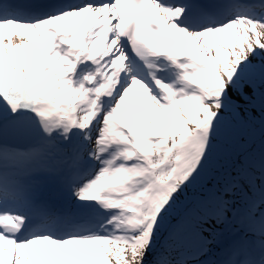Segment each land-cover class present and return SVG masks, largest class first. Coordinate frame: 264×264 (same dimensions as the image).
<instances>
[{
  "label": "snow or ice",
  "instance_id": "obj_1",
  "mask_svg": "<svg viewBox=\"0 0 264 264\" xmlns=\"http://www.w3.org/2000/svg\"><path fill=\"white\" fill-rule=\"evenodd\" d=\"M0 264H264V0H0Z\"/></svg>",
  "mask_w": 264,
  "mask_h": 264
},
{
  "label": "bare ground",
  "instance_id": "obj_2",
  "mask_svg": "<svg viewBox=\"0 0 264 264\" xmlns=\"http://www.w3.org/2000/svg\"><path fill=\"white\" fill-rule=\"evenodd\" d=\"M13 39L15 40V37H13Z\"/></svg>",
  "mask_w": 264,
  "mask_h": 264
},
{
  "label": "rangeland",
  "instance_id": "obj_3",
  "mask_svg": "<svg viewBox=\"0 0 264 264\" xmlns=\"http://www.w3.org/2000/svg\"><path fill=\"white\" fill-rule=\"evenodd\" d=\"M151 257H149V259H150Z\"/></svg>",
  "mask_w": 264,
  "mask_h": 264
}]
</instances>
